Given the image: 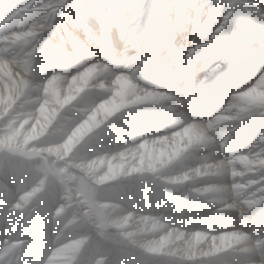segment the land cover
Returning <instances> with one entry per match:
<instances>
[{"label":"clouds","instance_id":"obj_1","mask_svg":"<svg viewBox=\"0 0 264 264\" xmlns=\"http://www.w3.org/2000/svg\"><path fill=\"white\" fill-rule=\"evenodd\" d=\"M19 9L0 0L4 264H264V0ZM49 172L51 193L20 211ZM77 193L69 228L57 212Z\"/></svg>","mask_w":264,"mask_h":264},{"label":"bare ground","instance_id":"obj_2","mask_svg":"<svg viewBox=\"0 0 264 264\" xmlns=\"http://www.w3.org/2000/svg\"><path fill=\"white\" fill-rule=\"evenodd\" d=\"M68 154H70V150H69ZM64 159H66V156L65 157H56L55 158L57 163H62ZM261 159H264V157H260L256 161V164L254 165V167L259 164ZM104 166H106V165L102 164L101 162H97V165H96L97 168L104 167ZM64 171L66 173H68L67 174V178H66L67 181H68L67 185L69 186V188H71L73 186V184L76 182V175H75L76 170H73V172H68L67 169H64ZM21 176L23 177V179H24V176H25V178L27 180L26 182L25 181L22 182L21 181L22 177H21L20 181H21L22 184H30L31 183V174L30 173H23V175H21ZM104 180L106 182H108V183H112L113 182L111 177H108V176H105ZM38 183L32 185V188L35 189L34 191L29 189V190L24 191V192L21 193L23 195V197H24V200L22 201V205L23 206H18V209L20 211H24V209L26 207L33 206V202L37 201V198L41 196V193L43 191L41 190L42 192H40V193L37 191L38 186H40ZM0 187H2V192H3L4 185L2 183L0 184ZM49 189H50L49 193H51V187ZM2 192H0V193H2ZM80 199H82V197L80 196L79 193L72 195L70 198L66 199L65 207L60 209L57 212V216L58 217L64 216V214L66 212L69 214V219L72 220V224L69 225V228H73L75 225H79L80 224V216H79V209H78V202H79ZM98 203L103 204L107 208L113 203V201L105 200V201H100ZM46 207H47L46 201L41 199L39 201V206H38L37 212L32 217V227L36 231H41V230H43L46 227ZM4 209H5L4 200H3L2 196H0V215L3 214ZM197 214H198L197 210H195V209L191 210V215L192 216L195 217ZM95 219H96V224H105V223L110 224V221H108V220H106L104 218L97 217ZM93 226L95 227L96 225L94 224ZM124 227H127V224H125ZM104 230L105 231H118L116 229H111V228H105ZM8 255H10V253L6 254L4 252V250H3V248H0V264H4V261L7 259ZM53 259L55 261H68V260L71 259V257L68 256V255H60V256L54 257ZM152 264H159V259L158 258L155 259L152 262Z\"/></svg>","mask_w":264,"mask_h":264},{"label":"rangeland","instance_id":"obj_3","mask_svg":"<svg viewBox=\"0 0 264 264\" xmlns=\"http://www.w3.org/2000/svg\"><path fill=\"white\" fill-rule=\"evenodd\" d=\"M28 1L29 0H16V2L20 5V9L17 11V14L18 15H22L23 14V5L25 4V3H28ZM77 2H79V3H81V4H83L84 2H86V0H77ZM169 2H171V0H169ZM7 97H5V98H3L1 101H0V103H5V102H7ZM57 163V162H56ZM24 173H28V172H24ZM63 173H66L65 171H64V169L63 170H61V174H63ZM51 174V172H49L48 174H44V173H41L40 174V178H39V180L36 182V184L38 183L40 186H38V189H37V191L40 193V192H44V190H45V187H48V188H50L51 186L48 184V175H50ZM21 175H23V173L21 174ZM22 176H20L19 177V179L21 178ZM66 178H67V176H66ZM65 178V183L67 184L68 183V181H67V179ZM21 181L23 182V181H27L26 180V178H25V176H24V179H23V177L21 178ZM1 184V183H0ZM42 190V191H41ZM50 190V189H49ZM0 192H2V187H0ZM107 230V229H106Z\"/></svg>","mask_w":264,"mask_h":264}]
</instances>
